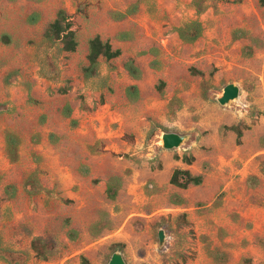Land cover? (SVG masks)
<instances>
[{"label": "rangeland", "instance_id": "rangeland-1", "mask_svg": "<svg viewBox=\"0 0 264 264\" xmlns=\"http://www.w3.org/2000/svg\"><path fill=\"white\" fill-rule=\"evenodd\" d=\"M191 1L0 0V237L11 250L22 253L14 260L85 264V258L88 264H108L114 246L120 245L126 264H264V7L260 0L240 5L204 0L208 10L201 16L203 39L161 52L156 59L161 68L146 71L143 96L136 103L125 97L130 81L124 70L127 56L101 61L106 88L94 89L104 86L101 79L85 82L83 78L88 39L96 34L113 37L138 25L129 20L114 23V12L139 2V11L148 7L153 21L174 28L195 17ZM60 10L74 22L80 43L75 54H66L61 44L44 39L45 28ZM33 13L41 17L36 25L28 23ZM240 29L246 36L235 40L233 32ZM4 34L11 37L10 45L1 42ZM142 44L156 45L148 39ZM141 66L147 67V59ZM231 83L239 86L240 99L221 107L216 99ZM63 88L68 89L65 95L58 92ZM66 106L72 109L70 119L63 115ZM231 126L241 128L240 144L237 134L225 129ZM164 129L189 135V140L180 149L166 151L161 144ZM7 131L22 139L14 164L5 152ZM50 135L58 140L56 144ZM201 140L214 151L215 162L230 163L223 168L233 182L229 192L217 190L204 204L185 193L191 204L181 208H174L170 199H136L128 193L126 180H131L136 166L144 179L161 169L162 155L180 160L196 151ZM86 162L91 166L88 176L80 171L89 167ZM71 170L80 176L69 175ZM34 172L43 191L29 196L25 183ZM112 177L121 180L114 201L100 184ZM7 185L18 188L10 201L3 199ZM151 185L147 184L150 191ZM161 229L166 233L163 248L158 239ZM69 230L78 232L76 241L69 239ZM36 237L55 247L46 263L30 250Z\"/></svg>", "mask_w": 264, "mask_h": 264}, {"label": "crops", "instance_id": "crops-1", "mask_svg": "<svg viewBox=\"0 0 264 264\" xmlns=\"http://www.w3.org/2000/svg\"><path fill=\"white\" fill-rule=\"evenodd\" d=\"M194 1L195 0L191 1V13L193 15H195V17L193 16L192 20L186 21L185 23H183L179 26H175L174 28H171V27L163 28V25L166 24V22L153 21V18L151 16H149V14L147 13V10H146L149 8L148 7L143 8L144 10L139 11L140 10V4H139V2H137L134 5H137L138 9H137V13H135L134 15L127 16L125 19H123L121 21H117L113 17V14H115V13L125 14L128 10H131L133 8V6H134L133 5L130 8H128L127 10H125L124 12H114L111 16H112V20L116 24H122L123 21L129 20V21H133V22L138 23V25L134 24V25H132V28L122 30V31L118 32L117 34H115V36H113V37L104 38L100 34H96L92 38L88 39V41H87V55L89 52V46H88L89 41L96 36H100L103 41H109L114 50H120L121 51L122 54L120 57L127 56L128 61L133 60L135 62V65L140 69V71L142 73L141 78L138 80H135L125 70V64L128 61L124 64V70L127 72L128 76L130 78L129 85L125 89V97H126L128 102L136 103L142 98V96H143L142 81L145 78V75H146L145 73L149 69L153 71V70H159L161 68L160 62L158 60H156L161 52H163V51L169 52V50L172 49L173 45H176V44H180L183 46H193L194 45V44L193 45L184 44L179 39V36L175 31L176 28H179V27L183 26L184 24H186L190 21L199 20L202 23L204 31H205V24H204L201 16L208 10V8L205 10V12L203 14L198 15L197 11L194 7ZM246 1H248V0H242L240 3H237V5L245 4ZM231 2H233V0H231ZM260 2H261V5L263 6L264 1L260 0ZM232 4H234V3H232ZM184 7H185V9L187 7V10L190 9L189 6H184ZM150 29H155V30L151 31ZM240 30H242V29H240ZM242 31L245 34L243 36V38H244L246 36V32L244 30H242ZM234 32H233V37H235ZM203 37H204V32H203V36L200 40H202ZM243 38H241V39H243ZM143 39H148L149 41H154V43L156 45L152 46L150 48H147V46L142 44ZM235 40H240V39H235ZM77 41L79 43L78 35H77ZM199 41L196 42L195 45L198 44ZM79 46H80V43H79ZM79 46L77 48V51L79 49ZM75 53H66V54H75ZM87 55H86V62H87V66H88ZM119 58H117V59H119ZM117 59H115V60H117ZM143 59H147V67H145V68L143 66H141V61H143ZM103 60L104 59H100V61H99V73H100L99 77L94 78V79H90V80H86L84 78V75H83L85 82H91V81L101 79L104 86H100L98 88L95 87L94 89H97V90H102V89L107 87L106 86L107 85L106 84L107 79L102 76L101 71H100V63ZM112 61H114V60H112ZM112 61H110V62L105 61V62L111 63ZM87 66H85V67H87ZM82 73H83V69H82ZM131 86H136L138 88L139 98L136 101H132L127 97V93H126L127 89ZM67 107H69L71 110V116L70 117H65V110ZM66 108H64V110H63V115L65 118L70 119L72 117V109L70 106H66ZM77 125H78L77 122H73L74 127H77ZM166 133H177V134H179L177 131H170V130ZM51 136H53V137H51ZM49 140L51 141L52 144H56L58 141L54 135H50ZM21 146H22V144H21ZM21 146H20V148H21ZM20 148H19V151H20ZM214 154L215 153H214V151H212L210 146L206 145V143L203 140H201L199 142V146L197 147V150L196 151L193 150L191 154L187 155V156H193L195 158V162L191 166L183 163L182 158L184 156H182L180 160H175V159L173 160L172 159V161H170L169 160L170 158L168 155H164V156L162 155L160 158L161 164H162L161 169H158L156 171H150V173L147 174V177L144 179L139 178V169H138L139 167L136 166V168H134V173H133V177L131 178V180H126L129 183V185H128V188H129L128 191L129 192L128 193L133 195V197L136 199L144 198L147 200H153L157 197H161L163 200L170 199L171 205L174 208L184 207L188 203L191 204L185 193H191L195 203H198V204L208 203L210 200H212L216 196L217 190L222 189L223 191L229 192L233 188V182L231 180H228L223 174V172H224L223 168L225 167V165H228L230 163H228L227 161L221 160V164H218V162H215V160H213V159H215L213 157ZM86 164L89 165V167H82L80 169L81 174H83L84 176H88L90 174V167L91 166H90V164H88V162H86ZM248 164H250V163H247L246 166H248ZM204 165L206 166L205 171H203L201 169ZM177 169L188 170L195 176L202 175L204 177L203 184L199 187H193L192 186L187 190L179 189V188L171 185L170 179L172 177L173 172ZM244 171L247 173L248 170H244ZM34 173H36V176H37V172H34ZM69 175H72L73 177L80 176L79 171H77V170L76 171L71 170L69 172ZM37 178H38V176H37ZM83 178H85V177H83ZM38 180L40 182L39 178H38ZM100 184L104 185L106 193L110 187L114 191H117V196H118V190H119L120 185H121V180L119 178L112 177L109 180L104 179ZM147 184H152L150 186L152 191L147 189ZM25 188H26L27 194L29 195V193H28L29 187L25 186ZM42 191H43V188H42V184L40 182L39 193H41ZM39 193H37L36 195H38ZM69 194L72 197L75 195V193L72 191L69 192ZM32 196H35V195H32ZM212 204H213V202L210 203L209 206H211Z\"/></svg>", "mask_w": 264, "mask_h": 264}, {"label": "trees", "instance_id": "trees-1", "mask_svg": "<svg viewBox=\"0 0 264 264\" xmlns=\"http://www.w3.org/2000/svg\"><path fill=\"white\" fill-rule=\"evenodd\" d=\"M230 2L231 0H227ZM242 0H233V2L230 3H240ZM264 6V3H263ZM194 7L197 11L198 15H201L205 12L207 9V6L204 5V0H195L194 1ZM137 5H134L131 10H128L125 14L122 13H115L113 14V17L117 21H121L125 19L127 16L134 15L137 13ZM40 14L33 13L28 18V23L30 25H36L40 21ZM176 33L179 36V39L184 44L193 45L196 42H198L204 32V28L202 23L199 20L190 21L183 26L176 28ZM244 32L242 30H237L234 32V38L235 39H241L244 36ZM44 39L48 43H59L61 44L62 48L61 50L65 53H75L77 51V48L79 46V43L77 41V33L74 30V22L72 21L71 17L68 15V13L65 10H60L57 13V16L54 21H52L50 24L47 25L44 31ZM1 42L4 45H10L12 40L11 37L7 34L2 35ZM89 46V52L87 55V61L88 66L83 68V75L86 80L94 79L99 77V61L100 59H104L106 62H110L112 60H115L121 56L120 50H114L112 45L109 41H103L100 36H96L93 39H91L88 43ZM248 52V50H246ZM248 52L247 56L250 57L251 54ZM125 70L129 73V75L135 79L138 80L141 78V71L140 69L135 65V62L133 60L128 61L125 64ZM193 74L196 75H203L202 72L193 70ZM58 92L60 94H67L68 89L63 88L59 89ZM127 97L132 100L136 101L139 98V91L136 86H131L127 89ZM71 116V110L69 107L65 110V117ZM228 131H233L237 134V144H240V139L243 136V132L239 126H231V127H225ZM164 132H168L166 129H164ZM53 137V136H51ZM5 152L7 159L10 163L14 164L18 162L19 160V148L22 144V140L20 137L11 132L7 131L5 133ZM178 159V158H177ZM183 163L191 166L195 162V158L193 156H184L182 158ZM1 176H0V185H1ZM204 177L202 175L195 176L188 170H182L177 169L173 172L172 177L170 179L171 185L187 190L190 187H199L203 184ZM26 187H29L28 193L30 196L36 195L39 193L40 189V182L36 176V173H33L29 176L25 183ZM18 194V188L15 185H7L3 189V199L4 200H13L17 197ZM107 196L110 200H115L117 197V191H114L112 188L109 187L107 190ZM69 239L71 241H76L78 238V232L76 230H69L67 233ZM30 250L34 254L35 258L39 260L40 262L46 263L48 262L51 257L55 253V247L50 242H47L42 237H36L34 238L30 243ZM121 246L116 245L114 246L113 253L116 251H121ZM22 255L20 252H15L14 250H11L2 240L0 237V262L5 264H21L19 260H14L15 255ZM83 261L85 264L87 263V260L83 258Z\"/></svg>", "mask_w": 264, "mask_h": 264}, {"label": "water", "instance_id": "water-1", "mask_svg": "<svg viewBox=\"0 0 264 264\" xmlns=\"http://www.w3.org/2000/svg\"><path fill=\"white\" fill-rule=\"evenodd\" d=\"M241 90L238 85L231 83L225 86L221 95L217 97V102L221 107H229L240 99ZM189 140V135L164 132L161 136L162 149L173 151L180 149ZM159 247L163 248L166 244V233L163 229L158 232ZM108 264H126L125 258L120 251H116L111 256Z\"/></svg>", "mask_w": 264, "mask_h": 264}]
</instances>
